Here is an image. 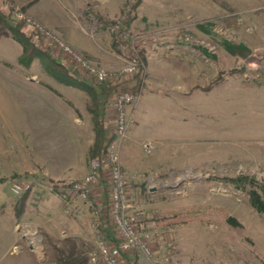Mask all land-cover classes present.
<instances>
[{
  "label": "rangeland",
  "instance_id": "1",
  "mask_svg": "<svg viewBox=\"0 0 264 264\" xmlns=\"http://www.w3.org/2000/svg\"><path fill=\"white\" fill-rule=\"evenodd\" d=\"M42 6L50 17L61 18L62 27L83 30L104 51L114 49L120 66L123 47L111 27L124 21L132 32L143 34L137 45L145 70L133 83L141 90L135 106L140 105L135 116L131 107L134 119L125 136L113 139L107 148L106 167L111 152L127 176L131 219L138 230L152 236L156 258L163 264H264V213L250 203L251 186L236 187L227 180L248 176L264 184V0H0V112L9 120L6 125L0 122V178L18 176L0 182V214L5 220L11 204L24 194L14 193L16 183L29 188L34 207L55 183L63 187L35 166L58 154L61 146L49 135L28 129L23 110L32 103L25 100L24 91L41 92L39 86H44L53 92L59 82L71 84L74 93L68 92L72 99L66 97V103L80 114L86 108L92 112L89 87L97 90L101 84L71 64L36 26L64 38L28 10L43 12ZM17 36L25 38V46ZM51 58L80 81L58 78V70L44 63ZM177 84L192 87L181 90ZM111 96L102 116L108 136L116 119ZM135 118L139 127L130 137ZM87 122L81 129L64 130L67 144L72 137L76 147H86L94 135ZM92 158L90 152L89 166ZM69 188L74 193H65L58 203L65 202L73 216V204L80 201L85 236H66L68 241L59 245L65 238L62 229L75 233L56 224L53 230L59 236L45 235L46 225L23 219L13 226L24 235L20 243L3 221L0 264L18 263L22 250L32 252L34 264H101L90 261V254L103 237L104 183L99 192L94 189L93 206ZM228 217L237 223L231 224ZM123 258L126 264L142 263L138 253Z\"/></svg>",
  "mask_w": 264,
  "mask_h": 264
},
{
  "label": "crops",
  "instance_id": "2",
  "mask_svg": "<svg viewBox=\"0 0 264 264\" xmlns=\"http://www.w3.org/2000/svg\"><path fill=\"white\" fill-rule=\"evenodd\" d=\"M116 6H120V1L116 2L115 7ZM39 9H33L30 7L28 8V10L35 17L58 32L93 62L102 64L109 69L119 68L120 59L118 55L115 54L116 52L114 51V49L113 51H104V47H99L98 44H95L93 41H91V38L87 36L86 32H82L83 30L73 31L69 30L66 27L64 28L60 24L61 18L58 20L54 19L53 16H51V18L47 14L48 11H46L43 6V12L39 11ZM58 16L61 15L59 14ZM46 86L50 87L48 85ZM176 86L179 89L181 88V90H188L192 87V85L190 86L185 84H177ZM39 87H42L43 91L40 92L38 88L34 89V91L32 92H28V90L24 91L25 100H29L32 104L26 102L27 105L23 110V113H25L26 116H23V120L25 124H28L26 125L28 129L37 130V132L40 133L42 137H47L49 135L52 143L61 146L58 154L52 156L49 160H47L46 163H43L41 165L35 164V166L38 167V170L41 169L43 175L49 177L52 180H55L56 182H62L63 187H59L58 185L56 187L53 186L51 189V193H46V196L43 198V200L40 201L39 205L35 207L30 200L31 196L28 195L21 212L17 211L18 209L16 205L20 197L17 198L16 201L11 204L10 216H7L8 220L1 218V216L3 215L0 214V222L4 221L7 226L10 225V228L8 229L9 232L14 235V237H16V239L20 243L24 241V235L20 234L17 229L14 230L13 226L15 224L18 225L20 222H22L21 220L23 219H25L26 223L39 222L43 225H46V229L44 231L45 235L49 234L52 236H59L55 235V232L53 230L55 228L53 226L56 224H58V226L62 228L66 226V228L68 227L75 234H70L68 230L64 231L62 229L63 232L60 236H64L65 238H60V240L58 239L59 245H62L63 243L68 241V238L66 236L84 235V232H81V219H83L81 217H83L82 209L84 210V207L81 206L82 204L80 203V201L78 202L79 205L73 204L74 209L72 208V212L75 210L77 211V213H73L72 216L68 213L70 207L68 206L64 208L63 205L65 202L61 203L60 205V203H58V200H61L60 198L63 197L65 193L70 196V193L73 192H70L69 187L71 186L68 185L69 183L82 178L89 172L90 166L87 160V155L92 151V147L96 140L95 119L90 109L86 108L79 114L78 111L75 110V107L67 105L66 99L68 97L69 99H72L70 98L71 96H69V93H74V91L72 92V89H74L73 85L59 82L58 88L56 90H53V92L51 88H46L44 86ZM16 88L18 90V86H16ZM54 91L58 94L56 95ZM63 93L65 96L63 95ZM139 105L140 102L134 108V116ZM1 113L3 112H0V122L5 123L6 121H9L6 120V116L2 115ZM11 119L12 124V122L15 120L13 118ZM86 122L90 124V129H93L92 132L94 134L93 136L88 137L86 144L84 143L86 147H76L72 137L71 139H67L70 140L71 145L67 144L68 142L66 143V140H64V135H66L64 130L68 127L70 128V126L78 128H80L81 126L84 127V124ZM11 124L9 125L10 129H15V127L13 128V125ZM138 127V121L136 119V125L133 129V134H131L130 137H132L134 133L137 132ZM79 134L82 135V133ZM68 137L70 138V135H68ZM83 138H85V136ZM128 139L130 140V138ZM129 145L130 144L127 143L128 147ZM98 187H100V185L95 186L94 188L95 190H97V192H99L98 190H100L98 189ZM94 194H96L95 191ZM67 204H69V202H67ZM0 205H3V202H1V200ZM30 249L31 251H33V248L31 246ZM1 253L2 252L0 251V254ZM31 253L32 252H26L22 250L21 255L19 256V262L16 264H34L33 260L30 259L34 257ZM12 264H14V261Z\"/></svg>",
  "mask_w": 264,
  "mask_h": 264
},
{
  "label": "built area",
  "instance_id": "3",
  "mask_svg": "<svg viewBox=\"0 0 264 264\" xmlns=\"http://www.w3.org/2000/svg\"><path fill=\"white\" fill-rule=\"evenodd\" d=\"M36 26L63 51L64 55L72 62L71 64L85 70L97 82L112 83L114 78H116L115 90L111 94L116 119L115 126L109 133V137L112 139L111 142L115 138L124 137L134 119L131 107L135 106L141 97L139 86L134 87L133 83L134 76L136 74L143 75L145 70L137 45L142 40L143 34L132 32L124 21L111 27V33L118 44L123 47L122 64L117 70L112 71L94 63L64 38L39 24H36ZM107 155L108 153H105L101 157H93L90 161V169L87 175L80 180L74 181L73 184L74 190L80 194L89 206H93L92 195L95 186H99L102 183L106 184L107 208L104 221L107 226L114 228V232L111 235L103 233L97 249L90 254V261L101 264H126L123 258L124 254L138 253L142 259L140 264H163L155 256L150 233L138 230L131 219L127 176L122 165L114 154L110 152L111 165L106 167ZM27 189V186L24 187L18 183L13 187L14 193L19 195L23 194Z\"/></svg>",
  "mask_w": 264,
  "mask_h": 264
},
{
  "label": "trees",
  "instance_id": "4",
  "mask_svg": "<svg viewBox=\"0 0 264 264\" xmlns=\"http://www.w3.org/2000/svg\"><path fill=\"white\" fill-rule=\"evenodd\" d=\"M0 18H1V13H0ZM18 34L22 35V32L19 31ZM17 37H18L17 39L20 42L24 43V46H25L26 45L25 38L21 36H17ZM20 60L24 62L27 61L23 57ZM44 63L47 64L50 69L56 68L58 71L55 70L54 73H57V75L59 76L58 78L62 80L68 79V80H71L73 83L79 80L67 70L66 66L63 63L59 61H55L51 58L49 59V62L46 60V62L44 61ZM89 88L91 89V92L93 94V103H92L93 107H91V110L92 112H94V119H95V126H96V140L92 147L91 156L101 157L103 154L106 153L107 148L112 140L108 136L107 132L105 131L104 121H103L102 116L104 113L103 111L105 107L107 106L108 98L115 90V85L111 83H101L98 85L97 90L96 88L94 90V87L92 86ZM17 177H18L17 175L2 177L0 178V182L7 181V180H14ZM227 180L231 183H234L236 187L246 188L247 186H251L252 188H250L248 191L250 203L258 212L264 213V184H258L257 182H255L254 179L248 176H239L235 178H229ZM73 184L74 182H71L68 185H70L73 188ZM57 185L58 184L55 183L54 186L56 187ZM104 186L106 189V184H104ZM28 189L24 192V194L17 201L16 207L18 209L17 211L19 212L22 211L25 201L27 199V196L29 195L28 193L30 190ZM228 221L231 224L237 223L235 218L233 217H228ZM101 227H102L101 228L102 233L111 235L114 232V228L111 226L110 227L107 226L104 220L101 224Z\"/></svg>",
  "mask_w": 264,
  "mask_h": 264
}]
</instances>
